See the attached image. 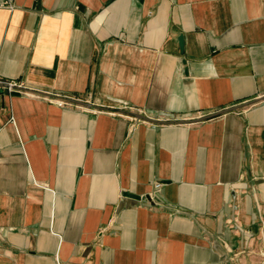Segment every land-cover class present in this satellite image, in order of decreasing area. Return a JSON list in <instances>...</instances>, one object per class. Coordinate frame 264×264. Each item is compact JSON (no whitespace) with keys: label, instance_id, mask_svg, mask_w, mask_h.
Wrapping results in <instances>:
<instances>
[{"label":"crops","instance_id":"0c3cea01","mask_svg":"<svg viewBox=\"0 0 264 264\" xmlns=\"http://www.w3.org/2000/svg\"><path fill=\"white\" fill-rule=\"evenodd\" d=\"M0 78V264H264V0H0Z\"/></svg>","mask_w":264,"mask_h":264},{"label":"built area","instance_id":"2783aa9c","mask_svg":"<svg viewBox=\"0 0 264 264\" xmlns=\"http://www.w3.org/2000/svg\"><path fill=\"white\" fill-rule=\"evenodd\" d=\"M0 90H7L9 92H18V93H25V94H34L35 91H30L29 89H27V87L21 83V82H17L14 80H5V79H1L0 78ZM54 102L58 105V106H65L67 105V103H69L68 101H66L65 98L62 97H58L55 96L53 97ZM161 186L160 183H157L155 185L156 188H159Z\"/></svg>","mask_w":264,"mask_h":264},{"label":"water","instance_id":"95a60500","mask_svg":"<svg viewBox=\"0 0 264 264\" xmlns=\"http://www.w3.org/2000/svg\"><path fill=\"white\" fill-rule=\"evenodd\" d=\"M179 44H180V48L182 50L183 47H184V41H183V36L182 35L179 37Z\"/></svg>","mask_w":264,"mask_h":264}]
</instances>
